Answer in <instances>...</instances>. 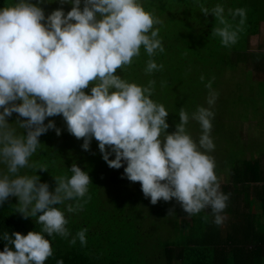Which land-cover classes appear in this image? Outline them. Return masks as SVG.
Returning <instances> with one entry per match:
<instances>
[{
  "label": "clouds",
  "instance_id": "obj_1",
  "mask_svg": "<svg viewBox=\"0 0 264 264\" xmlns=\"http://www.w3.org/2000/svg\"><path fill=\"white\" fill-rule=\"evenodd\" d=\"M44 2L16 0L0 8V164L6 169L0 171V204L16 197L17 212L25 219L37 218L42 225L41 231L26 235L4 232L6 244L0 251V264H45L53 250L44 234H70L65 212L57 206L76 200L77 204H68L66 211H78L82 208L79 200L88 192L91 178L77 164L69 169L70 178L55 177L56 187L50 191L49 184L36 174L48 171L47 166L30 163L41 145V135L50 129L57 136L61 134L54 121L48 120L55 116L63 117L71 135L83 139V150H90L95 138L110 168L126 164L124 176L140 183L151 204L175 199L189 215L210 207L214 223L223 224L221 213L227 208L229 195L221 191L215 158L208 154L215 149L210 136L211 106L218 97L211 81L205 85L209 107L200 106L191 115L202 128L197 142L186 130L190 117L183 108L176 130L167 132L169 112L151 99L155 81L141 86L117 74L140 55L141 47L149 57L157 50L164 51L155 27L163 21L154 11L145 10L141 0H59L61 5L71 3V10L65 13L61 7L47 16L39 6ZM201 11L211 13L223 25L212 30L222 46L237 43L245 9L229 10L233 17L241 18L235 30L225 20L222 5L211 10L201 5ZM162 68L150 59L145 72ZM89 86L90 94L85 91ZM13 113L22 118L14 123L22 133L8 123ZM113 154L115 158L109 159ZM26 168L34 174H21ZM86 232L82 229L77 233L81 245L87 243ZM70 243L75 244L76 239Z\"/></svg>",
  "mask_w": 264,
  "mask_h": 264
},
{
  "label": "trees",
  "instance_id": "obj_2",
  "mask_svg": "<svg viewBox=\"0 0 264 264\" xmlns=\"http://www.w3.org/2000/svg\"><path fill=\"white\" fill-rule=\"evenodd\" d=\"M10 1L0 0V8L7 6ZM141 2L145 10L154 11L163 21L155 27L159 28L164 51L157 50L154 56L149 57L141 47L140 55L133 58L131 65L118 69L117 74L141 86H148L149 81H155L151 99L163 104L169 112L167 132L170 134L176 130L175 126L180 122L179 112L183 108L190 117L186 130L192 138L196 137L195 133H202V128L191 119V115L200 106L209 107V89L205 85L211 81L212 90L218 93L215 104L211 106L215 116L217 110L222 111L225 107L224 101H218L224 89L220 88V84L221 87L223 85L219 74L226 68L233 67L231 70H234L241 66L247 37L245 33L235 45L222 46L220 37L212 35L216 26L214 15L203 14L201 5L211 10L219 4L225 11L234 12L244 7L246 31L250 25H254L251 29L253 32L258 21L257 11L253 10L252 4L257 3V0ZM226 17L233 18L235 24L241 19L232 15ZM150 59L157 65H163L162 70L146 73ZM235 75H238L235 76L238 79L242 78L241 72ZM236 84L240 93V84ZM90 88L85 90L89 94ZM48 120L54 121L56 127L61 129V134L57 136L55 130L50 129L41 135V145L30 158V163L37 167L46 165L48 168V171H37L41 182H47L50 191H54L55 177L70 178L72 173L69 169L75 163L88 172L91 183L85 197L79 200L82 205L80 210L73 213L66 211L68 204H77L76 200L65 201L63 205L57 206L65 212L68 220L66 228L70 234L67 237L58 234L49 237L44 234L53 250V255L45 264H57L58 261L63 264H264V145L253 153H258V156L245 153L237 161L228 163L227 169H222L226 171L228 180L238 186L237 191L243 199L241 208L237 207L230 213L225 209L222 213L225 220L223 224L217 225V234H214L207 223L208 214L212 212L208 211L210 207L189 215L163 200L151 204L150 198H145L140 183L131 182L124 176L126 164L120 169L108 166L95 138L91 141L90 150L85 151L82 148L83 139H76L67 131L62 116L50 117ZM114 158V154L109 157ZM21 174L32 175L34 172L26 168L21 170ZM222 192L227 193L226 189ZM17 204L16 197H9L0 204V251L6 244L4 232L26 235L29 231L42 229L37 218L25 219L17 212ZM169 210L173 211L172 215H169ZM82 229H87L86 245H81L77 236ZM165 229L166 234L162 235ZM74 238L76 243L71 244Z\"/></svg>",
  "mask_w": 264,
  "mask_h": 264
},
{
  "label": "rangeland",
  "instance_id": "obj_3",
  "mask_svg": "<svg viewBox=\"0 0 264 264\" xmlns=\"http://www.w3.org/2000/svg\"><path fill=\"white\" fill-rule=\"evenodd\" d=\"M16 0H11L10 2H7V6L14 4ZM32 3H37V0H31ZM40 7L43 8L45 12V16L50 14L53 10H56L57 8H63L65 13L71 10L72 4L71 3H65L63 5L60 4L59 0H45V2ZM83 6V2L81 4V7ZM244 8V7H243ZM234 12V11H232ZM227 15H231L229 13V10H226L224 12L225 20L228 24H231L233 27V30H235L237 27H240V21L239 23L235 24L233 22V18L226 17ZM215 19V18H213ZM216 23L215 27H223L219 23L217 19L214 21ZM246 33V23L242 26V30L239 31L238 37L241 40L244 37L243 34ZM233 68V67H232ZM232 68L221 70V73L219 74L222 80V87L220 84V88H224L222 91L221 99L218 100L220 102L224 101L225 107L224 109L217 110L215 112L214 119H212V132L210 133L211 139L213 140V143L215 145V149L208 153L209 155L213 156L215 158L216 162V168L215 172L218 177V181L220 183V189L221 191H224L226 189L227 193L226 195H229L228 205L226 210L228 212L233 211L237 208V199L240 197L239 191H237V185L234 183H231L227 176L226 171L222 170L224 168L227 169L228 163H231L233 160L237 161V158L243 157V155L246 153L252 155L256 151L263 148L264 145V125L260 124L257 126H253L248 123V121L245 120L247 118V115L253 114L257 119V114L259 112L258 108L256 109V112H254V106L249 101L253 102V95L252 93H249L250 96L246 102H243L242 96V87L245 81V77L238 79L237 69L231 70ZM236 82L239 85L238 90L240 93H238L236 89ZM232 86V87H231ZM231 88V92L229 89ZM251 87V85H250ZM262 95L264 96V91L262 90ZM247 105L249 107H247ZM2 111V110H0ZM252 118V119H254ZM17 119H22L18 117V114L13 113V115L9 118H7L8 123L13 124V127L17 128L18 133H22L23 129H19L17 125H15V121ZM256 125V123H255ZM26 134V133H25ZM200 134V135H199ZM202 135V133H195L196 140H199V137ZM5 166L0 164V171H5ZM221 170V171H220ZM171 205L177 206V210L180 212H183V209L181 206L173 199L172 201L168 202ZM175 203V204H174ZM177 204V205H176ZM208 209V208H206ZM208 211H211V209H208ZM208 225H211V227H215L216 224H214L215 215L212 212H209L208 214ZM222 215V214H221ZM213 219V220H212ZM214 224V225H213ZM206 225V227H208ZM210 227V228H211ZM167 228V227H166ZM166 229L164 232L162 231V235H164ZM166 234V233H165ZM168 234V232H167Z\"/></svg>",
  "mask_w": 264,
  "mask_h": 264
},
{
  "label": "crops",
  "instance_id": "obj_4",
  "mask_svg": "<svg viewBox=\"0 0 264 264\" xmlns=\"http://www.w3.org/2000/svg\"><path fill=\"white\" fill-rule=\"evenodd\" d=\"M252 6L253 10L256 9L257 11L258 23L253 32H251V29L254 25H250L249 28H247V37L244 44L245 47L242 51L243 60L241 66L237 67L236 69L237 72H241L242 77H245L243 80L245 82L242 87V94L244 95L242 96L243 102H246L245 100L249 98V93L254 94L252 96L253 102L249 100L247 101L252 103L254 107H257L259 112L257 114V119L254 118L255 116L253 114H251V117L249 115L248 123L253 126H257L259 123L264 125V96L262 95V90L264 91V0H257V3H253ZM247 8H251V6ZM248 155L250 156L249 153ZM253 155L258 156L259 154L257 153ZM241 199L243 198L238 197L237 205H242ZM237 207L241 208L240 206ZM230 212L227 211V213ZM211 229L212 233L217 234V224L215 228L211 227Z\"/></svg>",
  "mask_w": 264,
  "mask_h": 264
}]
</instances>
